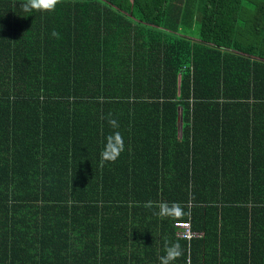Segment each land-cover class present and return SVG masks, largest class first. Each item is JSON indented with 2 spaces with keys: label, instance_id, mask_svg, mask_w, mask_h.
Masks as SVG:
<instances>
[{
  "label": "trees",
  "instance_id": "obj_1",
  "mask_svg": "<svg viewBox=\"0 0 264 264\" xmlns=\"http://www.w3.org/2000/svg\"><path fill=\"white\" fill-rule=\"evenodd\" d=\"M23 2L0 0V264H264V0Z\"/></svg>",
  "mask_w": 264,
  "mask_h": 264
},
{
  "label": "clouds",
  "instance_id": "obj_2",
  "mask_svg": "<svg viewBox=\"0 0 264 264\" xmlns=\"http://www.w3.org/2000/svg\"><path fill=\"white\" fill-rule=\"evenodd\" d=\"M62 3V0H24L21 4V8L25 13H31L33 11L41 13H52L56 10L57 6ZM2 27V26H0ZM54 36H58V33L53 31ZM108 124L113 129L119 128V123L116 119L112 118V114L109 113ZM125 150L123 136L119 131H115L106 138L104 148L100 153V165L103 167L105 162L115 163L121 153ZM144 207L153 208L158 207L159 211L154 213L161 218H173L178 219L184 215L183 208L176 202L171 204L167 202H161L158 205L152 201L145 203ZM165 255L161 256L160 264H173L178 258L183 255V249L181 245L176 243H165Z\"/></svg>",
  "mask_w": 264,
  "mask_h": 264
},
{
  "label": "built area",
  "instance_id": "obj_3",
  "mask_svg": "<svg viewBox=\"0 0 264 264\" xmlns=\"http://www.w3.org/2000/svg\"><path fill=\"white\" fill-rule=\"evenodd\" d=\"M174 227L176 229V233L177 235L182 238V239H186L188 242L199 236L198 233H193L191 231V227H190V222L189 221H176L174 222Z\"/></svg>",
  "mask_w": 264,
  "mask_h": 264
},
{
  "label": "crops",
  "instance_id": "obj_4",
  "mask_svg": "<svg viewBox=\"0 0 264 264\" xmlns=\"http://www.w3.org/2000/svg\"><path fill=\"white\" fill-rule=\"evenodd\" d=\"M263 116V115H262ZM251 117V120H249L250 121V123H249V125L251 126V125H253L254 124V119L252 118V116H250ZM260 117H261V115H260ZM262 124H264V122H261Z\"/></svg>",
  "mask_w": 264,
  "mask_h": 264
}]
</instances>
